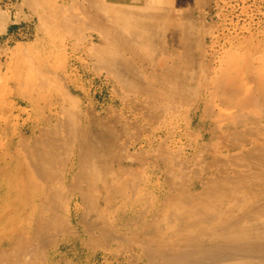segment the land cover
Instances as JSON below:
<instances>
[{
	"label": "bare ground",
	"instance_id": "1",
	"mask_svg": "<svg viewBox=\"0 0 264 264\" xmlns=\"http://www.w3.org/2000/svg\"><path fill=\"white\" fill-rule=\"evenodd\" d=\"M26 1H30V3H27ZM26 1H25L26 4H28L30 6L32 5L33 8L35 7L34 4L31 3L32 0H26ZM36 1L37 0H35V1L33 0L32 2H36ZM86 1L90 4L92 3L93 5L95 3V6L90 5L93 7H96L97 6L96 3H98L97 14L95 16H89V20L87 22L85 21V18H82V19H81V17L79 18L80 20H83V23L86 24V27L88 29H92V30L96 29V28H100L103 30V32L106 35L108 34V36L110 35V37L114 38V40L118 39L116 42H120V40H121V42H123L125 44L124 48H126L128 51H130V53H132L137 59H144V58H147V59L150 58L151 59L152 56H148V55L150 53L152 55L153 52H150V50L147 47V49L149 50L148 51L145 48V44L151 43V39L154 38L152 35L154 34V36H155V32H156L155 37H157V34L160 31L162 33L164 30H168V29L173 28L176 31L177 43L180 44L182 42L181 35H182V31H183L182 28L183 27L180 26V24H178L179 23L178 20L176 22L177 16H172L173 10H170L167 8H161L160 6H157V2L162 4V1H160V0H157V1L155 0L156 5H153V2H152L153 0H107V1L106 0H86ZM166 1H168V0H166ZM164 3L170 4L172 2L170 1L167 3L164 1ZM200 3H203V2H200ZM77 5H78V3H74L73 5L70 6L71 9L66 10L68 12V14H70V15L66 14V16L68 15L67 17L69 18V21H70V25H69L70 27L72 26V24H71L72 19H74L76 16H78L77 14L74 13L75 8L80 7ZM84 5H85V3H84ZM162 5H164V4H162ZM94 9H93V11H94ZM93 11H92V13H93ZM185 11H187V9ZM81 12L84 13L85 10L81 11ZM171 12H172V14H171ZM91 14L89 13V15H91ZM183 14H185V12ZM188 14H190V13H188ZM0 15H1V18H0L1 23H3L2 21H4L5 23L8 22L9 18L6 14H0ZM179 16L177 19H179ZM185 16L182 15V17H183L182 23L186 22V21H184ZM182 17H180V18H182ZM102 18L109 20V24H107L108 21L103 22L104 20L102 21ZM190 18H192V16ZM204 18L205 17L202 16L203 20H204ZM202 19H201V21H202V28L201 29H203V24L205 21V20L203 21ZM91 20L96 21V22H94L95 24L89 23V21H91ZM198 20H199V18H198ZM189 21L192 22L191 19ZM193 21H195V20H193ZM196 21H197V19H196ZM191 22H189L188 24L192 25ZM197 23H199V22L197 21ZM185 24H184V26L186 29L187 24L186 25ZM209 24L211 25L210 22H209ZM209 24L207 26H209ZM212 24H213V22H212ZM78 27L81 30L80 26H78ZM78 27L76 28L77 31H79ZM209 27H212V26H209ZM62 28H64V27H62ZM207 28H205V29H207ZM196 29H197V27H196ZM158 30H159V32H158ZM191 30H192V28H191ZM83 31H81L82 35L84 34V33H82ZM185 31L187 32V30H185ZM200 31L198 30V32H200ZM71 32H73V31H71ZM198 32L196 31L195 33L197 34ZM202 33H205V32L202 30ZM162 34L161 35L158 34V36H160L161 39L157 37L158 39H160V42L163 39L162 37L164 36V35L162 36ZM85 35H86V33H85ZM199 36H200V34H199ZM85 37L86 36H84L83 39ZM189 37L186 36V38H188V40H189ZM196 37H198V36H196ZM199 38H197V39H199ZM202 38H203V36H202ZM104 39H105V37H104ZM154 39H152V40H154ZM76 41H75V44H76ZM185 41H186V39H185ZM197 42L202 44V45L204 44V46H205V43H203L204 40L202 41L201 38ZM85 44L88 45V43H85ZM93 44H94V40H93ZM200 44H196L197 46H195V47H199ZM94 45L98 46L99 44H94ZM149 45H151V44H149ZM149 45H147V46H149ZM99 46H101V45H99ZM185 46H187V45H185ZM201 46H200V49H201ZM204 46H203V48H204ZM79 47H81V46H79ZM102 47H104V46H102ZM149 48H150V46H149ZM156 48H157V46H156ZM184 48H186V47H184ZM93 49L95 50V48H93ZM102 49L103 50H101L102 52H100V53H102L104 55L103 60H105L108 63L110 62L109 64H111L115 60L118 61L119 57L121 55H123L122 53L119 52V49L117 50L115 48V44H114V47H111V46L108 47L107 46L106 49L105 48H102ZM143 49H145V51ZM200 49L196 48V50H198V51H196L197 54H198ZM205 49H206V46H205ZM142 50H143V52H142ZM186 50H187V48H186ZM204 50L202 49V51H204ZM202 51L200 50L201 53H202ZM246 51H247V49H246ZM84 52H86V51H84ZM146 52H147V54H146ZM160 52H162V51H160ZM187 52H189V51H186V53ZM190 52H192V51H190ZM97 53H98V51H97ZM143 53L146 54L147 56L144 55ZM201 53H200V55H201ZM203 54H204V52H203ZM203 54L201 56H203ZM85 55H87V54H85ZM156 55H160V54L156 53ZM102 56L98 57V58H100L99 60L102 59L101 58ZM82 57H80V58H82ZM198 57H199V55L197 56V59H198ZM124 58H126V56ZM128 58H130V56ZM169 58H170V56H169ZM200 58L201 57H199V59ZM203 58H204V56H203ZM258 58H260V57H258ZM122 59H123V57H122ZM130 59L132 60V58H130ZM130 59H129L130 62H128L126 64L133 65L131 62H134V61L133 60L131 61ZM153 59H152V61H153ZM199 59L197 60L198 65L195 66L197 68L199 67V64H200L199 62H202V61H199ZM246 59H249V57ZM103 60L101 61V63L103 62ZM188 60H189V58H188ZM201 60H203V59L201 58ZM215 60H217V59H215ZM91 61H93V60H91ZM105 61H104V64H106V66H107V63H105ZM119 61H118V63H121ZM192 61H190V63ZM203 62H202V64H203ZM248 62H249V60H248ZM42 63H43V61H42ZM92 63H94V61ZM122 63H123V65H125V61ZM149 63L152 64L151 60L149 61ZM166 63H168V62H166ZM96 64H99V62L97 61ZM104 64H102V66L101 65L100 66L103 67ZM163 64H164V62H163ZM94 65L95 64H93V66ZM99 65L97 67H100ZM123 65H121V66H123ZM128 65H126V67H128ZM131 65L129 66V67H131L129 69L132 72V68H135V65L133 67ZM203 65L206 66L205 67L206 69L208 68V66L206 64H203ZM254 65H256V63ZM262 65L263 64H260V62H259V64H257V67H260V69H259L260 73L259 74H261V75H262V73H261L262 72V70H261ZM110 66L111 65H109V67ZM140 66H141V64H140ZM202 66H201V68H202ZM225 67H226V65L224 66V68L222 70H224ZM254 67H256V66H254ZM106 68H108V67H106ZM191 68H192V71L191 70L190 71L193 72L194 67L192 66ZM205 68L203 67V69H201V71L202 70L205 71L206 70ZM123 69H122V71H125L126 68L123 67ZM199 69H200V67H199ZM211 69H212V67H210V70ZM110 70H113V68ZM139 70H140V68H139ZM155 70H157V69H155ZM194 70L197 73L198 69L194 68ZM113 71H115V69ZM138 71L136 72L134 70L135 73H138ZM180 71H182V69ZM204 71H202L203 74H204ZM212 71H213V69H212ZM212 71H209V73ZM241 71H243V70H241ZM140 72H141V70H140ZM194 72H193V74H194ZM119 73H121V72H119ZM202 73L199 72L198 74H202ZM209 73H207V74H209ZM256 73H258V72H256ZM116 74H118V73L116 72ZM189 74H191V73H188V75ZM100 75L102 76L101 73H100ZM133 75H135V74L133 73ZM118 76H120V75H118ZM118 76L116 75L117 78H119ZM135 76H137V75H135ZM206 76H210V75H206V73H205V78L207 79ZM222 76H225V75L223 74ZM226 76H228V75L226 74ZM230 76H232V75H230ZM122 77L123 76H120V78H122ZM140 77H142V76H140ZM170 77H171V75H170ZM196 77H198V76H196ZM199 77H202V75H199ZM237 77L239 78V76H236V79H237ZM136 78L138 79L139 77H136ZM136 78H134V79H136ZM184 78H185V76H184ZM191 78L192 77H189V79H191ZM232 78L229 77V79L226 80V83H225V81H222V80H221V82L224 84L225 87H226L225 84L228 83V85H229V83H230L231 87H228L229 89L228 90L226 89L227 92H225V93H227L228 96H230L231 98H235L238 101L240 100V105H239L240 109L238 108L239 112H237L236 114L234 113V114H226L224 116L222 115L220 119H222V121H225L224 125L227 124V121L229 119L232 120L233 121L232 123L234 124L233 130H231L226 125L224 127V129L222 128L218 132L213 131L212 133H210L211 142H214V144L216 145V149L214 150V152L210 153L211 160H209L210 161L209 165L200 173L199 176L195 175L194 176L195 178L182 181V176H183V175L181 176L182 171H184V169H186L187 167H185V165L183 163H181L179 160H175V159H173V160L169 159L168 161L165 160L164 157H166V156L162 157V158H164V160H162V158H160L161 156L157 155V154H159V152H157V151H159L158 150L160 148L159 146L156 147L157 150L155 148L154 151H156V153H153V154H156L157 158L159 156L160 160L151 161V160H148L149 157L147 159H145L143 157L142 158L141 157H133L134 154L133 155L131 154L130 156H126L128 158L125 159L124 161L121 159L120 160H112V161L109 160L108 161L109 163H107V161H103L101 158V155H100V151H97V149H99L101 147V145L99 144L100 141H98L96 139H93V140L91 139L92 125H94L96 123L98 124L99 120H97V119H98V116L100 117L101 114L98 115L94 111H90V110L88 111L87 110L88 108L86 110H84V107L82 106V102L80 99H78L74 94L64 90L62 88L63 83H61L55 77H50L49 83L51 80L55 81L57 83V85L59 86V88L63 91L64 94L62 97L54 98L56 101H59L60 110H58L54 113V109H55L54 108L53 112H49L50 114H49V116H47L49 118L47 120H45V123L47 124V130L42 129L40 127L38 132L41 135V137L34 139L32 136H33V134L36 133L37 128H38L37 125L35 124V126H33L30 129V134L28 137L24 138L25 135L23 134L24 135L23 136L21 133H19L21 136V139L20 140L18 139L19 140L18 144L14 145L13 138L15 136H12L8 140V142L5 144V146H6L5 151H3V149H2V148H4V146H0V171L3 170V174L0 177V179L2 180L1 184H3V186L5 188L4 196L0 197V201L4 199L3 200L4 205H2V203L0 202L1 218L3 217V214L9 215V216L15 217V218L20 216L19 218H21L22 215L25 216V214L27 213L26 210L29 207H31L30 203H34V209H33V211L30 210V212L31 211L32 212L30 213L29 220L27 223H28V226H30V228L33 229V230L30 229L31 230L30 232H33V234L35 236L34 241H31L32 242L31 244H34L37 241L38 246H39L38 248L41 251V249H43V250L45 249L46 245L51 244V242H53L55 240V239L53 240L52 237L48 238L51 235L53 236L54 234H56L57 236L58 235L63 236L67 230H68L67 232H69V233H73V234L76 233V231H77L76 229H75V231H72V230L69 231L70 229H69L68 225H67V227L65 225V227L67 228V230L65 232H60L61 231L60 230L59 232L51 234L49 229L52 226L58 227V229H59V226H62L66 223L68 224V223L72 222V216L70 214V205H71V202L73 199L78 198V200L75 201V203H73V204H77L78 206L79 205H85V207H87V208L85 210V215H80V216L76 217V219H77L76 222H77L78 226H81L83 228V232L89 235V237H90L89 241L90 242L87 241L86 246L94 252L97 249V247L94 244L97 242L95 241V243H93L92 240H97L101 236L103 238L107 237L106 238L107 240L109 239V242H106V241L101 242V246L105 247L106 251H111V249H113V244L120 247L122 242H124V241H125V243L128 242L129 252L131 254H134L135 257L137 256L136 257L137 260H135V261L131 260V262L129 264H236V262H233V260H234L233 258H236V256H237V258H241V256L242 257L248 256L249 258L246 257V259L250 260L251 263L249 262V264H254L253 262H255V261H257L255 264H263L264 263V117L255 118L254 117L255 115H252V113H250V115H252V116H249L247 113H245L243 111L245 108L248 109V107L251 106L249 104H252V103L248 104V98H249L248 92H246L245 90L241 91L240 89L241 88L245 89V87L249 86V85H247L248 83L244 84L243 82L245 80H243V79L240 80L241 82L239 81L241 84L243 83L242 85H238L239 82L236 85V83L235 84L233 83L234 79H232ZM260 78H261V76H260ZM142 79H141V81L139 80L141 82V84H143ZM201 79L203 80L204 77ZM170 80H172V79H170ZM228 80L232 81V83L236 86H233V84H231V82H228ZM247 80H248V78H247ZM252 80H254V79H252ZM124 81H125V83H126V81H128V80H126V77L121 82L124 83ZM130 81L131 80H129V82ZM139 81L136 80V83L137 82L139 83ZM191 81H194L196 84L195 79L194 80L191 79ZM129 82H127V83L130 84L129 88H131L132 87L131 85L133 83H131V82L129 83ZM200 82H202V81H200ZM205 82L206 81H204L203 83H205ZM222 83L219 82V84L217 86L216 85L215 86L218 87ZM255 83L256 82H254V84ZM128 84H125L123 86L125 87ZM249 84L251 85V87L254 86V84L252 86V83H249ZM198 85H200V83ZM211 85H213V84H211ZM244 85H246V86H244ZM43 86H44V84H43ZM107 86H109V85H107ZM181 86L184 87L183 85H181ZM204 86H206V84ZM224 86L223 85L221 86L220 91H222V88H224ZM241 86H244V87H241ZM258 86H260V88H261L260 84H258ZM143 87H145V89H147L145 84L143 85ZM192 87H193V85H191V87L189 89H192ZM137 88H139V86ZM137 88L133 87L131 89L136 90ZM195 88H196V93H197V91H198L197 85ZM238 88H240V89H238ZM25 89L27 90V88H25ZM31 89H34V88H31ZM142 89L143 88H141L140 93H142V92L146 93V91H144ZM28 91L29 90H27L26 95H27ZM116 91H117V89H116ZM189 91H191V90H189ZM189 91H187V92H189ZM220 91H219V94H222V93H220ZM191 94H192V92H191ZM28 95H30V94H28ZM200 95H201V93H200ZM143 96H145V95H143ZM256 96H254L253 98L256 99L255 98ZM187 97H189V96H187ZM257 97H259V94ZM1 98H2V96H1ZM137 98H138V96H137ZM213 98H214V96H213ZM157 100H159V99H157ZM172 100H173V98H172ZM187 100H188V98H187ZM220 100H222V99H220ZM252 100H250V101L252 102ZM197 101H199V100L197 99ZM255 101H257V100H255ZM28 102L30 104H34L33 98L30 97L28 99ZM153 102H154V100H153ZM163 102H164V100H163ZM220 102H222V101H220ZM142 103H143V100H142V102H140V104L143 106ZM190 103H191V101H190ZM146 104H147V102H146ZM258 104L260 105V102ZM18 105H17V107H18ZM37 105L39 106V104H37ZM2 107H4V106H2ZM31 107H33V105ZM35 107H37V106H35ZM48 107L51 108L50 106H48ZM153 107H151V108H153ZM155 107L153 108V110L155 109ZM216 107H217V104H216ZM218 107L221 108V106H218ZM218 107H217V109H219ZM253 107H255V110H256V108L259 109V107H256L255 105ZM7 108H9V107H7ZM7 108L5 106V109H7ZM228 108H227V110L229 111L230 110L229 105H228ZM263 108H264V105H263ZM224 109L222 107L221 111L222 110L224 111ZM260 109L262 110V103L260 105ZM132 110H134V109H132ZM138 110H139V108H138ZM146 110H147V108H146ZM227 110L225 109V111H227ZM108 112H109V110H108ZM113 112H116V115L118 113L116 110ZM129 112H130V110H129ZM142 112H144V111L142 110ZM262 112H263V110L261 111V113ZM150 113L153 114V111ZM150 113H148L149 115L148 114L147 115L150 116ZM159 113H161V112H159ZM259 113L260 112H258L256 114H259ZM106 114H107V112H106ZM106 114H104V115H106ZM143 114H146V112ZM162 114H163V112H162ZM263 114H264V112H263ZM117 116H120V115L118 114ZM9 117L7 120H9ZM112 117H113V115H112ZM177 117H179V116H177ZM2 118L4 119V117H2ZM41 119H43V118H41ZM101 119H103V118H101ZM118 119H120V118H117V120ZM14 121L16 123V120H14ZM120 121H121V119H120ZM120 121L118 124H120ZM133 121H134V125H135L136 120H133ZM133 121H130V122H133ZM12 123L15 124L14 122H12ZM115 123H116V121H115ZM121 123H123V122H121ZM108 126H105V129L112 132V133H110L111 136H112L113 132H115V131L117 133L119 131L121 132V131L125 130V129H123L124 126H122L123 130H119V131L117 128L115 130L111 126L113 128V131H111L112 130V129L110 130L111 127H108ZM131 126L133 127V125H131ZM131 126H130V128H131ZM137 126H138V124H137ZM99 127H102V126H99ZM133 128H135V130H136L135 126ZM163 128H165V127H163ZM213 128H214V126H213ZM20 129L22 130V132H23V130H27L23 126L20 127ZM139 129H142V128L140 127ZM139 129L137 128L136 131H138ZM126 130H125V132H126ZM131 130H132V128H131ZM149 130H147V132H149ZM1 131H2V127H0V132ZM100 131H102V130H100ZM139 131H141V130H139ZM139 131H138V133H140ZM12 132H13V135H15L17 133V130L15 127L12 129ZM120 132L118 134V137H120ZM107 133H108V131H107ZM121 134H123V132H121ZM128 134L129 133H127V135ZM131 136L132 135L130 134L129 137H131ZM135 136L137 137L138 134L136 133V135L134 134V137L132 136L136 140L137 138ZM234 136H236V138H233ZM201 137H202V134H201ZM205 137L203 135V139ZM145 138H146V140H148L147 137H145ZM232 138H233V140H232ZM115 139H116V137H115ZM116 140H118V139H116ZM124 140H126V139H124ZM149 140H151V139H149ZM121 141H123V140H121ZM139 141H141V140H139ZM130 142H131V140H130ZM122 143L125 144V142H122ZM206 144H208V143L206 142ZM113 145H111V146H113ZM145 145H148L150 147L151 143L149 142L148 144H145ZM123 146H125V145H123ZM138 146H139V149L141 150L144 145L139 144ZM131 147H133V145L128 147L127 150H124V151H128V153H129ZM105 148H107V147H105ZM112 148H109V149H112ZM205 149H207V148H205ZM113 150L115 151V149H113ZM207 152H208V150H207ZM231 152H235V154L230 155ZM123 153L124 152H121V154H123ZM147 154L150 155L149 153H147ZM142 155H143V153H142ZM222 156H224V157H222ZM151 157H152V155H151ZM103 158H107V157L104 156ZM125 163H129V165L125 166ZM152 165L160 166L159 170L161 173L159 176V182L158 181L157 182H158L159 186L162 184L166 186L165 187L166 189L163 191L162 196H161V198L164 197V200H165L163 203L164 205H138L139 202H142V203L145 202L146 203L149 201V197H148L149 195H145V194L148 193L149 186H151L152 176L149 174L148 170L152 167ZM162 175H164L166 177L164 179V181H163ZM175 175L180 176L181 180H179L180 178L178 180H172V178H173L172 176H175ZM197 177H198V179H197ZM133 178H136V179L140 178V180L138 179L139 181L136 184V182H134V181L132 182ZM37 181L43 182L42 190L45 193L44 194L45 196H43V197L38 196L40 193L38 195L36 194L37 187L41 184V183H39V185H38ZM177 181H179V182H177ZM198 186L200 189L197 190ZM0 192H1V190H0ZM75 193H77V195ZM1 195H3V194H1ZM62 205H66V206L65 207L63 206L64 208H62ZM37 209H39V214L36 213ZM123 217H126L128 220L126 222L129 223V228L127 227L128 230H126V231H129L131 233L130 235H132V236H130V240H129V237L124 235V232L121 229V221H122ZM25 219L27 220V218H25ZM18 221H19V219L17 220V222ZM23 221H25V220H23ZM21 222H22V219H21ZM122 224H124V223H122ZM1 227H0V229H1ZM7 227H8V224H7ZM21 227H22V224L16 223L14 230L17 232L20 230ZM47 229L50 232L49 233L50 235L47 234L48 233ZM52 231H54V230H52ZM44 235H46V237L49 240H51V242L50 243L47 242L48 244H44L45 246H44V248H42L43 246L41 244H39V243H42V241L40 240L38 242V240L41 239L42 238L41 236H44ZM98 236H99V238H97ZM18 238L16 237L15 239L17 240ZM59 239H62V238H59ZM61 242H62V240H61ZM31 244L29 245L30 247L28 248L29 250L27 249V251H30L32 253L26 252V253H23V255H25V254L27 255V253L29 255H31V254H33V252L35 254L36 250H34V249H33L34 251L31 250L32 249L31 247L36 248L37 246L34 247L35 245L33 246ZM64 245H65V243H64ZM20 247H22V246L20 245ZM5 250H3V251H5ZM21 250H23V249H21ZM112 252H114V250ZM12 254L16 258L18 257V254H14V252L10 251L9 254L7 253L8 262H10L9 260L12 258V256H11ZM19 254H21V256H22V253H19ZM43 254L44 253H42L41 255H43ZM119 254H120V252H119ZM5 255H6V253H5ZM29 255H28V257H29ZM33 255L30 257V261H32L31 263H29L30 261L29 262L26 261L28 258H26V260H24L25 256L24 257L22 256V258L24 261H26L25 262L26 264H32L33 259H36V258L40 259L42 257L41 255H38V252L36 255L40 256V258H38V256H36V255H35L36 258H34ZM120 255H122V253ZM1 256H3V255H1ZM4 257H1V258H4ZM8 257H10V258L8 259ZM14 257H13V260L11 259L12 260L11 264L16 263V262L13 263V261H15ZM22 258H21V260H22ZM42 258L45 259L44 256ZM42 258L40 260H43ZM50 258H48V259H50ZM252 258L257 259V260L253 261ZM18 259H19V257H18ZM3 260H5V259H3ZM240 260H242L241 262L239 261L240 264H246V262L243 261V259H240ZM24 261H22L23 264H25ZM105 261H107V257H105ZM22 262H20V264ZM0 263H2L1 260H0ZM6 263L3 262L2 264H6ZM34 263H35V261H34ZM70 263H71V261H70ZM108 263H106V264H108ZM39 264H41V263H39ZM57 264H58V262H57ZM94 264H96V263H94Z\"/></svg>",
	"mask_w": 264,
	"mask_h": 264
},
{
	"label": "rangeland",
	"instance_id": "2",
	"mask_svg": "<svg viewBox=\"0 0 264 264\" xmlns=\"http://www.w3.org/2000/svg\"><path fill=\"white\" fill-rule=\"evenodd\" d=\"M25 1L26 0H0V14H6L9 18L8 22H6V23L4 21H2L3 23L0 22V35L5 31L7 25L10 24L12 21H16V22L20 23V25H19L20 30L18 31V35H15L14 38L12 39V41L8 42L5 45L0 46V93H1L0 94V107H1L0 108V114H1L0 115V124H1L0 127H2V131L0 132L1 133L0 134V137H1L0 138V146H4L5 149L2 148L3 151L6 150L5 144L8 142V140L12 136H15L13 138L14 145L18 144L19 140L21 139V136L19 133H21L22 135L24 134L25 135V136L23 135L24 138L28 137L30 134V129L33 126H35V124L37 125L38 128H37L36 133L33 134L32 137L34 139L40 138L41 135L39 134L38 131H39L40 127L42 129L47 130V124L45 123V120H47L49 118V117H47L50 114L49 112H53L54 108H55L54 113L56 111L60 110L59 101H56L54 98L62 97L64 93L59 88V86L57 85V83L55 81L51 80L49 83L50 77H55L57 80H59L61 83H63L62 88L64 90L74 94L78 99H80L82 102V106L84 107V110H86L88 108L87 109L88 111L89 110L94 111L98 115L101 114L100 115L101 118H103V119L105 118L103 120L98 116L97 120H99L98 121L99 125L97 123L92 125V131H91V139L92 140L96 139V140L100 141L99 144L101 145V147L99 149H97V151H100V155H101V158L103 161H107V163H109L108 162L109 160L112 161V160H120L121 159L124 161L125 159L128 158L126 156H130L131 154L132 155L134 154L133 157H141V158L143 157L145 159H147L149 157L148 160H151V161L160 160L159 156H161L160 158L166 156V157H164L165 160H167V161L169 159L179 160L181 163H183L185 165V167H187L186 169H184V171H182V174H181V176L183 175L182 181L195 178L194 177L195 175L199 176L200 173L209 165V162H210L209 160H211L210 153L214 152V150L216 149V145L214 144V142H211L210 133H212L213 131L218 132L222 128L224 129V127L226 125L231 130H233L234 124L232 123L233 122L232 120L229 119L227 121V124L224 125L225 121H222V119H220V118L222 115L224 116L226 114H234V113L236 114L237 112H239L238 108L240 105V100L238 101L235 98H231L230 96H228L227 93H225L229 89L228 87H231V85H230V83H229V85L227 83V84H225L226 85V87H225L224 84L221 82V80L225 81V83H226V80L229 79V77L230 78L233 77L232 78V79H234L233 83L234 84L236 83V85L240 80H242V79L245 80L243 83L244 84L248 83L247 85H249V86L244 85V86H246L245 89L244 88L243 89L238 88V89H240L241 91L245 90L246 92H248V95H249L248 104L252 103L253 105L249 104L251 106L248 107V109L245 108L246 110L244 109L243 111L245 113H247L249 116L255 115L254 116L255 118L264 117L263 116L264 115L263 114V112H264V108H263V105H264V75H263L264 74V72H263L264 71V0H173V1L172 0H168V1L160 0V1H162V4H164V5L157 2V6H160L161 8H167V9L173 10L172 11L173 14H172V12H171V14H172V16H177V18L180 15L179 19L176 18V22L178 20L179 21L178 24H180V26L183 27L182 28L183 31H182V35H181L182 42L180 44L177 43L176 31L173 28L168 29V30H164L165 32L163 31L162 32L163 34L161 33V31L159 32V30H160L159 29L158 30L159 33L158 32L157 33L159 35L162 34V36L164 35L166 38L163 36L162 37L163 39L160 42L161 38H160V36H158V34H157V37L160 39L155 37L156 36V32H155V36H154V34L152 36L156 40L154 38H152L154 40L151 39V43L145 44V48L147 49V47H148L150 52H153L152 55H151V53L148 55V56H152L151 59L148 58L149 60L147 58L137 59L132 53H130V51H128L126 48H124L125 44L123 42H121V40H120V42H116L118 39L114 40V38L110 37V35L109 36H108V34L106 35L102 29L95 27L96 29L92 30V29H88L86 27V24L83 23V20H80L79 18L80 17H81V19L85 18V21L87 22L89 20V16H95L97 14L98 3H96V5H97L96 7H93V6H95V3L93 5L92 3L91 4L88 3L86 0H37L36 2H32L33 1L32 0L31 3L34 4V6H35L33 8L32 5L30 6V5L26 4ZM156 1L155 0L152 1L153 5H156L155 4ZM164 1L167 3L171 1L172 3L166 4V3H164ZM26 2L30 3V1H26ZM200 2H203L204 4L200 3ZM74 3H78L77 6H80V7L75 8L74 13L77 14L78 16H76L74 19H72V23H71L72 26L70 27L69 26L70 21H69V18L67 17L70 14H68V12L66 10L71 9L70 6L73 5ZM84 3L86 6L84 5ZM90 5H93V6H90ZM93 9H94V11H93ZM186 9H187V11H185ZM15 10L17 12L14 14L15 18H13V17H11V14ZM84 10H85V12L82 13L81 11H84ZM92 11L94 14L92 13ZM182 12L183 13L185 12V14H183ZM89 13L90 14L92 13V14L89 15ZM188 13H190L191 15ZM66 14H68V15L66 16ZM182 15L183 16L186 15L184 17L185 18L184 21H186L185 23L187 24L186 29L184 26L185 23L184 22L182 23V19H183ZM191 16H192V18H190ZM202 16L205 17L204 18L205 21L202 19ZM180 17H182V18H180ZM0 18H1V15H0ZM198 18H199V20H198ZM188 19L189 20L191 19L192 22L189 21ZM196 19L199 23H197ZM201 19L204 21L203 29H201L202 28ZM193 20H195V21H193ZM102 21L103 22L108 21L107 24H109V20L102 18ZM94 22H96V21H94V20L89 21V23H91V24H93ZM189 22H191L193 26L189 25L188 24ZM209 22L211 23V25L209 24ZM212 22L214 25L212 24ZM193 23L194 24L196 23V24L194 25ZM208 24H209V26H212V27L207 26ZM61 26L64 28H62ZM78 26H80L81 30L79 29ZM77 27H78L80 32L77 31V29H76ZM190 27L192 28V30ZM196 27H197V29H196ZM205 28H207V29H205ZM209 28L210 29L212 28V29L210 30ZM185 30H187V32ZM198 30L199 31L201 30V31L198 32ZM202 30L205 33H202ZM71 31H73V32H71ZM81 31H83L82 32V33H84L83 35L86 36L84 39H83L84 36L81 34ZM196 31L200 34V36L198 33H197L198 35L195 33ZM85 33H86V35H85ZM186 36H188V37L190 36L189 40H188V38H186ZM196 36H198V37H196ZM202 36H203V38H202ZM104 37L106 40L104 39ZM199 37L201 38L202 41L204 40L203 43H205L206 49H205L204 44L203 45L200 44L201 43L200 41H199L200 43L197 42L200 39ZM197 38H199V39H197ZM185 39H186V41H185ZM93 40H94V44H99L101 46H99V45H98L99 47L95 46L93 44ZM75 41H76V44H75ZM0 43L3 44L2 41H0ZM85 43H88V45ZM195 43L200 44V46L202 45L201 49H200V46L195 47V46H197ZM114 44H115V48L117 50L119 49V52L123 54V55L120 54L121 58L119 57V59H118V61L120 59L122 61L120 60L119 62H121V63H118V61L115 60L116 62L114 61L111 64H109L110 62L108 63L105 60H103L104 55L100 52H102L101 51V50H103L102 48L106 49L107 46L108 47H110V46L114 47ZM149 44H151V45H149ZM153 44L154 45L156 44V45L154 46ZM147 45H149L151 49ZM185 45H187V46H185ZM79 46H81V47H79ZM102 46H104V47H102ZM156 46H157V48H156ZM203 46H204V48H203ZM184 47H186L187 50ZM244 47L247 49V51ZM93 48H95L96 51ZM196 48L197 49L199 48L201 51H202V49L203 50L205 49L204 51H202V53L199 50L201 55L204 52V54H203L204 58H203V56L200 55L199 52L197 54L196 51H198V50H196ZM143 50L145 51V49H143ZM143 50H142V52H143ZM84 51H86V52H84ZM97 51H98V53H97ZM160 51H162V52H160ZM186 51H189V52L186 53ZM190 51H192V52H190ZM156 53L160 54V55H156ZM85 54H87V55H85ZM146 54H147V52H146ZM146 54H144V55H146ZM124 55L126 56V58H124L125 57ZM196 55L197 56L199 55V57H201L203 59V60H201V58L199 59V57H198L199 61H202V62L204 61L203 64H206L209 69L208 68L206 69L205 68L206 66L203 65L202 62H199L200 63L199 64L200 69H199V67L198 68L195 67L198 65V63H197L198 59H197ZM100 56H102L101 60H99L100 58H98ZM129 56L134 61V62H131L133 65L126 64V63L130 62L129 61L130 58H128ZM169 56L171 59L169 58ZM80 57H82V58H80ZM122 57H123V59H122ZM248 57H249V59H246ZM258 57H260V58H258ZM188 58H189V60H188ZM152 59H153V61H152ZM215 59H217V60H215ZM91 60H93L94 63H92L93 61H91ZM96 60L99 62V64L103 60V62L100 64L101 66H102V64H104V61H105V63H107V66H106V64H104V66L101 67L99 64H96L97 63ZM150 60H151L152 64L149 63ZM248 60H249V62H248ZM42 61H43V63H42ZM124 61H125V65H123V63H122ZM190 61H192V62L190 63ZM163 62H164V64H163ZM166 62H168V63H166ZM259 62H260V64H263L261 67L262 68L261 69L262 75L259 74L260 73L259 72L260 67H257V64H259ZM255 63H256V65H254ZM93 64H95L96 66L94 65L95 66L94 67ZM108 64L111 65L112 67L111 66L109 67ZM140 64H141V66H140ZM98 65L100 67H97ZM121 65H123V66H121ZM126 65H128V67H126ZM130 65L132 67L135 65V68H132V72L129 69V68H131V67H129ZM225 65H226L225 69L222 70ZM105 66L108 68H106ZM192 66L195 69H198L197 73L194 70V68H193V72L195 71L194 74H193V72H191ZM201 66H202V68H201ZM254 66H256V67H254ZM123 67L126 68L125 71H122ZM203 67L206 69L205 71L202 70V71H204V74L201 71V69H203ZM210 67H212L213 71H212V69L210 70ZM109 68L110 69L113 68V70L115 69V71L110 70ZM139 68H140L142 73L140 72ZM155 69H157V70H155ZM181 69H182V71H180ZM134 70L136 72L139 70L138 71L139 74L135 73ZM208 70L212 71L213 73L212 72L209 73ZM241 70H243V71H241ZM255 71L258 73H256ZM116 72L118 74H116ZM119 72H121V73H119ZM199 72L202 74H198ZM100 73L102 74V76L100 75ZM133 73L137 76L133 75ZM188 73H191V74L188 75ZM205 73H206V75H210V76H206L207 79L205 78ZM207 73H209V74H207ZM225 73L228 76H226ZM115 74L117 76L120 75L123 77L120 78V76H118L121 79L120 80L119 78L116 77ZM223 74L225 76H222ZM139 75L142 77H140ZM170 75L172 78L170 77ZM199 75H202V77H199ZM230 75H232V76H230ZM259 75L261 76L262 79L260 78ZM184 76H185V78H184ZM196 76H198V77H196ZM236 76H239V78L237 77V79H236ZM125 77H126V80H128V81H126V83H125V81H124V83H122L121 81H123ZM136 77H139V78L137 79ZM189 77H192L191 79H193V80L195 79L196 84L194 81H191V79H189ZM203 77L205 80L201 79ZM134 78H136V79H134ZM247 78H248V80H247ZM141 79L143 81V84H141V82H140ZM170 79H172V80H170ZM252 79H254V80H252ZM129 80H131L130 81L131 83H133V84L135 83L137 85L136 86L134 84L136 86L135 87L132 84L131 88H133V87L137 88L139 86L140 89L137 88L136 90L135 89L133 90V89L129 88L130 84L127 83V82H129ZM136 80L137 81L140 80L139 83L137 82L138 84L136 83ZM200 81H202V82H200ZM204 81H206V82L203 83ZM219 82L222 84H220L218 87H216L219 84ZM228 82H231V84H233L232 81L228 80ZM240 82L238 83V85L243 84V83L241 84ZM254 82H256V83L254 84ZM199 83H200V85H198ZM249 83H252V86L254 84V86L251 87V85ZM43 84H44V86H43ZM125 84H128L127 85L128 87L127 86L124 87L123 85H125ZM144 84H145L147 89H145V87H143ZM180 84L183 85L184 87H182ZM205 84H206V86H204ZM211 84H213V85H211ZM234 84H233V86H236ZM258 84L261 85V88H260V86H258ZM107 85H109V86H107ZM191 85H193L192 89L194 91L192 89H189L191 87ZM196 85L198 87L197 93H196V88H195ZM222 85L224 86L225 89L222 88V91H220ZM244 86H241V87H244ZM25 88H27V90H29L27 95H26L27 90ZM31 88H34V89H31ZM141 88H143L142 90L146 91V93L145 92L143 93L142 91H141L142 93H140ZM116 89H117V91H116ZM189 90H191V91H189ZM187 91H189L190 93ZM219 91L222 94H219ZM191 92H192V94H191ZM200 93H201V95H200ZM28 94H30L31 96ZM258 94H259V97H257ZM143 95H145V96H143ZM1 96H2V98H1ZM137 96H138V98H137ZM187 96H189V97H187ZM213 96H214V98H213ZM254 96H256L255 97L256 99L253 98ZM30 97L33 98L34 104H30L28 102V99ZM172 98H173V100H172ZM187 98H188V100H187ZM157 99H159V100H157ZM197 99L199 101H197ZM220 99H222V100H220ZM142 100H143V103H142L143 106L140 104V102H142ZM153 100H154V102H153ZM163 100H164V102H163ZM250 100H252V102ZM255 100H257V101H255ZM190 101H191V103H190ZM220 101H222V102H220ZM146 102H147V104H146ZM259 102H260V105L262 103V110H263L262 113H261L262 110L260 109V105L258 104ZM37 104H39L40 107ZM216 104H217V107L221 106V108L218 107L219 109H217ZM17 105H18V107H17ZM32 105H33V107H31ZM228 105L230 107L229 111L227 110ZM254 105L256 107H259L260 110L258 108H256V110H255V107H253ZM2 106H4V107H2ZM5 106H6V108L7 107H9V108L5 109ZM35 106H37V107H35ZM48 106H50L51 108H49ZM153 106L154 107L156 106L154 110H153V108H154ZM151 107H153V108H151ZM222 107H223V109L225 108L227 111H225V109H224V111L222 110L223 111L222 112L221 111ZM138 108H139V110H138ZM146 108H147V110H146ZM132 109H134V110H132ZM108 110H109V112H108ZM115 110L118 112L117 115L119 114L120 116H117L116 112H113ZM129 110H130V112H129ZM142 110L144 112H142ZM152 111H153V114L150 113ZM106 112H107V114H106ZM145 112H146V114H143ZM159 112H161V113H159ZM162 112H163V114H162ZM258 112H260V113L256 114ZM148 113H150V116H148L149 115ZM250 113H252V115H250ZM104 114H106V115H104ZM112 115L114 118L112 117ZM7 116L8 117L10 116L9 117L10 121L7 120L8 119ZM177 116H179V117H177ZM2 117H4V119ZM41 118H43V119H41ZM117 118H120L121 121H120V119L117 120ZM14 120H16V123ZM133 120H136L135 125H134ZM115 121H116V123H115ZM119 121H120V124H118ZM130 121H133V122H130ZM12 122H14L15 124H13ZM121 122H123V123H121ZM137 124H138V126H137ZM131 125H133V127L135 126L136 130H137V128L139 129L141 127L142 129H139L141 131L138 130L140 133H138V131H136L135 128H133ZM143 125L144 126L146 125V126L144 127ZM22 126L27 130H23V132H22V130L20 129V127H22ZM99 126H102V127H99ZM105 126H108V127L112 126L115 130L117 128L118 131L123 130V129H125V130L127 129V130H126V132H125V130L121 131V132H123V134H121V132L119 131L120 137H118L119 132L116 133V131L113 132V134L111 136L110 133H112V132H110L109 130H106ZM122 126H124L123 129H122ZM130 126H131L132 130H131ZM162 126L165 128H163ZM213 126H214V128H213ZM14 127L17 130V133L15 135H13V132H12V129ZM112 127L110 128V130L112 129L111 131H113ZM100 130H102V131H100ZM147 130H149V132H147ZM107 131H108V133H107ZM127 133H129V134L127 135ZM136 133L138 134L139 137L135 136L137 138L135 140V138H133V137H134V134L136 135ZM130 134L133 137L132 136L129 137ZM201 134H202V137H201ZM203 135H204V137L205 136L207 137V138L206 137L204 138L205 140L203 139ZM115 137L118 140H116ZM145 137H147L148 140L149 139H151V140L148 141V140H146ZM233 138H236V136H234ZM233 138H232V140H233ZM124 139H126V140L128 139V140L126 141ZM121 140H123V141H121ZM130 140L132 143L130 142ZM139 140H141V141H139ZM122 142H125V144ZM149 142L151 143L150 147L148 145H145V144H148ZM206 142L208 144H206ZM139 144L144 145L141 150L139 149V146H138ZM111 145H113V146H111ZM123 145H125V146H123ZM132 145H133V147L130 148L129 153H128V151H124V150H127V148L132 146ZM157 146L160 147L158 149L159 151H157V152H159V154H157V155H159L158 158H157L156 154H153V153H156V151H154V150ZM105 147H107L108 149ZM109 148H112V149H109ZM205 148H207V149H205ZM113 149H115V151ZM156 150H157V148H156ZM207 150H208V152H207ZM120 151L124 152V153L121 154ZM142 153H143V155H142ZM147 153H149L150 155H148ZM233 154H235V152L230 153V155H233ZM151 155H152V157H151ZM104 156H106L107 158H103ZM222 157H224V156H222ZM164 158H162V160H164ZM128 165H129V163H125V166H128ZM159 167L160 166L152 165V167L148 170L149 174L152 176L151 186H149L148 193L145 194V195H149L148 196L149 201L146 203L145 202H143V203L139 202L138 205H164L163 203L165 200H164V197L161 198V196H162L163 191L166 189L165 188L166 186L163 184L160 186L158 185L159 176L161 173L159 170ZM2 174H3V170L0 171V177L2 176ZM175 176H172L173 177L172 180H178L179 178H180L179 180H181L180 176H178V175H175ZM162 178L164 181V179L166 177L164 175H162ZM138 179L140 180V178H138ZM138 179L133 178L132 182L134 181L137 184L139 181ZM197 179H198V177H197ZM1 182H2V180L0 179V184H1ZM177 182H179V181H177ZM37 183H38V185H39V183H41V184L37 187L36 194L38 195L39 193L40 194L42 193L41 195L39 194L38 196L39 197L45 196L44 195L45 193L42 190L43 182L37 181ZM198 189H200L199 186L197 187V190ZM0 190H1L0 197H2V196H4V192H5V188H4L3 184L0 185ZM1 194H3V195H1ZM75 194L77 195V193H75ZM3 200L0 201L2 203V205H4ZM77 200H78V198L73 199L71 202V205H70V214L72 216V222L68 223V224L66 223L62 226H59V229H58V227H53V226L50 227V229H49L51 234L59 232L60 230H61L60 232H65L67 230L66 227L68 225V227L70 229L69 231H71V230L75 231V229H76L77 230L76 233L75 234L69 233V232H67L68 231L67 230L66 231L67 233L65 232L63 236L62 235L57 236L56 234H54L53 236L51 235L48 238L52 237L53 240L55 239L54 241L52 240L53 242H51V240H49L46 237L47 234L50 235L49 234L50 232L47 229L48 233L44 236H41L42 237L41 239H39V240L37 239L38 242L40 240L42 241L43 244L39 243L43 246V247L41 246L42 248H44V246H45L44 244H48L51 242V244L46 245L44 250L41 249L42 252L38 248L39 246H38V243L36 240H35L36 241L35 243L33 242L34 244H31L32 243L31 241H34L35 236H34L33 232H30L33 229L30 228V226H28V223H27L29 220L30 213L34 209V203H30L31 207H29L26 210L27 213L25 214V216L22 215L21 218H19L20 216L15 218V217H11V216L6 215V214H3V217L1 218V214H0V227L2 226L0 229V260H1V262L2 263L7 262L6 264H8V263L11 264L13 257H14L13 254L11 255L12 260L10 259L9 260L10 262H8V260H7V253L9 254L10 251L14 252V254H18V257H19V259H18V257L17 258L14 257L15 261H13V263L16 262L14 264H17V263L20 264V262L26 260V258L29 259V260L28 259L26 260L29 262L30 257L34 254V252L31 255H29L28 253H27V255L26 254L23 255V253H26V252L32 253L30 251H27V249L30 247L29 246L30 244L33 246L35 245L34 247L37 246L36 248H33V247H31L32 249L30 248L31 250H33V249L36 250L35 254L33 255L34 258H36V256H38V255H41L42 253H44V254L41 256L45 257V259H43L41 257L43 260H40L41 258H40V256H38V258H40V259H37V258L33 259L32 264H39V263L48 264L49 262H50L49 264H57V262H58V264H71V263L72 264H94V263L106 264L108 262H109L108 264H127V263L129 264L131 262V260H133V261L137 260V258H136L137 256L135 257L134 254H131L129 252L128 242L125 243V241L122 242L120 247L113 244V249H111V251H106L105 247L101 246V242H103V241L109 242V239L108 240L106 239L107 237H104L105 238L104 239L103 237L100 236V238H99V236H98L97 238H99L100 240L99 239L92 240L93 243H95V241L97 242L94 244L97 247V249L95 252L90 250V248H88L86 246V242L87 241L90 242L89 241L90 237L88 234L83 232V228L81 226H78L77 222H76L77 216L85 215V210L87 207H85V205H79L78 206L77 204H73ZM63 206L65 207L66 205H62V208H64ZM30 210H32V211L30 212ZM0 211H1V209H0ZM36 213L39 214V209H37ZM25 218H27V220ZM18 219H19V221L17 222ZM21 219H22V222H21ZM23 220H25V221H23ZM126 221H128L127 218L123 217L122 221H121V229L124 232V235L129 237V240H130V236H132V235H130L131 233L129 231H126V230H128L127 227L129 228V223H127ZM16 223L22 224V227L17 232L14 230ZM122 223H124V224H122ZM7 224H8L9 228L7 227ZM65 225H66V227H65ZM51 229L54 231H52ZM16 237L17 238L19 237L18 238L19 240L18 239L16 240L15 239ZM59 238H62V239H59ZM61 240H62V242H61ZM64 243H65V245H64ZM20 245L22 247H20ZM21 249H23L24 251ZM3 250H5V251H3ZM113 250H114V252H112ZM4 252L6 253V255ZM37 252H38V255H36ZM119 252H120V254L122 253V255H120ZM19 253H22L23 257L25 256L24 260L21 256V254H19ZM1 255H3V256H1ZM28 255H29V257H28ZM1 257H4V258H1ZM105 257H107V261H105ZM244 257L241 256V258H237V256H236V258H233L234 259L233 262H236V264H240L239 261L240 262L242 261L240 259H243V261H245L246 264H249L250 260L246 259V257L247 258H249V257L248 256H246L245 258ZM9 258L10 257H8V259ZM21 258H22V260H21ZM48 258H50L51 260ZM3 259H5V260H3ZM252 259H253V261L257 260L254 258H252ZM26 261H24V263ZM34 261H35V263H34ZM70 261H71V263H70ZM31 262L32 261H30L29 263H31ZM256 262L257 261H255L253 263L255 264ZM2 263H0V264H2ZM21 264H23V262Z\"/></svg>",
	"mask_w": 264,
	"mask_h": 264
},
{
	"label": "crops",
	"instance_id": "3",
	"mask_svg": "<svg viewBox=\"0 0 264 264\" xmlns=\"http://www.w3.org/2000/svg\"><path fill=\"white\" fill-rule=\"evenodd\" d=\"M17 11L15 10L12 14L11 17L15 18V13ZM20 23L16 21H12L10 24L7 25L5 31L0 35V41L3 42V44L0 43L1 45H5L8 42L12 41L15 35H18V31L20 30L19 28Z\"/></svg>",
	"mask_w": 264,
	"mask_h": 264
}]
</instances>
